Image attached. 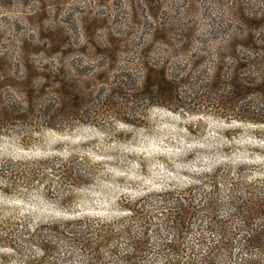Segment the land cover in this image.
Masks as SVG:
<instances>
[{"label": "trees", "instance_id": "trees-1", "mask_svg": "<svg viewBox=\"0 0 264 264\" xmlns=\"http://www.w3.org/2000/svg\"><path fill=\"white\" fill-rule=\"evenodd\" d=\"M180 29L178 41L169 40L171 32L161 30L156 38L169 46H193L198 29ZM262 30L261 24L250 21L247 28L227 30L233 39L228 55L238 61L228 63L222 52L213 67L206 65L211 71L207 79L193 73L207 60L204 57L197 56L187 71L182 63L155 59L149 49L140 56L137 76L132 66L119 68L123 50L112 45L95 53L106 56L109 63L96 75L47 65L43 76L35 79L38 71L30 65L27 78L15 74L10 79L22 85L18 93L0 89V131L15 127L63 131L74 122H90V116L99 113L135 123L133 117L141 114L139 104L178 109L176 103L189 101L191 95L198 105L226 120L264 125ZM238 47L252 55L242 57ZM115 70L118 73L111 75ZM98 82L110 84L109 92L101 89L97 94ZM97 100L102 103L95 104ZM98 165L80 153L9 158L0 163L1 188L14 193L44 184L57 188L56 199L66 204L75 196L64 194L68 187L90 185ZM248 165L225 159L192 172L185 184L125 193L109 214L80 213L39 227L36 234L29 227H18L3 246L21 259L27 256L25 264H264V177L249 179ZM34 244L42 250L41 257L31 249Z\"/></svg>", "mask_w": 264, "mask_h": 264}, {"label": "rangeland", "instance_id": "rangeland-1", "mask_svg": "<svg viewBox=\"0 0 264 264\" xmlns=\"http://www.w3.org/2000/svg\"><path fill=\"white\" fill-rule=\"evenodd\" d=\"M247 21L261 24L264 35V0H0V89L18 93L22 85L10 79L15 74L27 78L30 65L38 71L35 79L47 65L74 73L102 72L108 59L95 53L105 45L123 50L119 68L132 66L137 76L140 56L148 49L155 59L182 63L187 71L197 56L204 57L207 60L193 73L207 79L211 71L206 65L213 67L222 52L228 63L238 61L228 55L233 39L227 30L247 28ZM184 27L198 29L193 46H169L156 38L161 30L178 41ZM90 30L96 33L90 36ZM238 51L242 57L252 55L244 47ZM109 87L98 82L95 90L109 92ZM191 97L176 103L178 109L141 103L135 123L99 113L63 131H0V163L75 153L99 163L90 185L68 187L64 194L75 196L66 204L56 199L57 188L38 184L7 193L0 180V264H25L23 259H29L3 246L18 227L34 233L80 213L109 214L125 193L185 184L192 172L218 161H247L249 179L264 177V125L226 120ZM30 247L43 255L37 244Z\"/></svg>", "mask_w": 264, "mask_h": 264}]
</instances>
